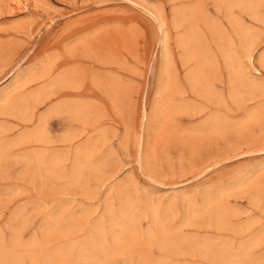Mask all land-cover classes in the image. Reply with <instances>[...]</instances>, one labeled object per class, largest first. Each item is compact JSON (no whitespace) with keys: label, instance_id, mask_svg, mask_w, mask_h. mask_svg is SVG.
<instances>
[{"label":"rangeland","instance_id":"obj_1","mask_svg":"<svg viewBox=\"0 0 264 264\" xmlns=\"http://www.w3.org/2000/svg\"><path fill=\"white\" fill-rule=\"evenodd\" d=\"M27 1L0 0V98L40 93L0 99V264H264V0Z\"/></svg>","mask_w":264,"mask_h":264},{"label":"bare ground","instance_id":"obj_2","mask_svg":"<svg viewBox=\"0 0 264 264\" xmlns=\"http://www.w3.org/2000/svg\"><path fill=\"white\" fill-rule=\"evenodd\" d=\"M25 1H27V0H14V3H16L17 4V6H19V7H22V6H25V7H27V3L25 2ZM28 2V1H27ZM250 4H251V2H250ZM146 12L151 16L152 15V17L154 18V19H156V21L159 23V28L161 29V31L163 32V38H162V42H163V51H165V53H166V55H165V60H166V64H168L169 62H170V60H169V58H168V50H169V35L166 33V30H165V28H164V26H165V18H164V16L161 14V13H159V14H156V13H154V12H152V11H148L147 9H146ZM257 12V11H256ZM179 17H180V15H178V19H179ZM248 33V32H247ZM191 35V34H190ZM194 36V35H193ZM241 36V35H240ZM189 38V37H188ZM187 37L184 39V40H182V42H183V46L186 48V53L184 54V56H183V60L185 61V62H187L188 60H189V58L191 57V54L189 53V50L191 49V51H192V47H189L188 46V43H189V41H191L190 39H188ZM198 38V37H197ZM196 38V39H197ZM243 39H244V37H243ZM193 42V41H192ZM204 43V42H203ZM200 44V43H199ZM241 44H242V41H241ZM190 45V44H189ZM200 46V45H199ZM200 48V47H199ZM250 50H252V49H250ZM226 53V52H225ZM207 54V53H206ZM236 54V53H235ZM233 56V55H232ZM203 57H205V56H203ZM202 57V58H203ZM226 57H227V55H226ZM225 57V58H226ZM234 58V57H233ZM237 58H239L240 59V57H237ZM246 58H248V60H249V62H250V64L251 65H253V62H254V57H253V54L251 53V51H248L247 53H246ZM204 59V58H203ZM215 60V59H214ZM235 60V59H234ZM263 60V59H262ZM201 61H202V59H201ZM200 61V62H201ZM232 61H233V59H232ZM214 62V61H213ZM216 62V61H215ZM214 62V63H215ZM241 62H242V59H241ZM242 63H240V65H241ZM237 65H239L238 63H237ZM239 65V66H240ZM205 67V66H204ZM241 67V66H240ZM204 70V69H203ZM203 70H201L199 67H198V69H196L195 68V70H193V71H191V72H189V79H191V80H193V81H195V82H197L198 81V79L200 78V80L204 77V71ZM198 73V74H197ZM247 73V72H246ZM25 75V74H24ZM202 77V78H201ZM246 77H248V76H246ZM241 78V77H240ZM197 81H196V80ZM204 79V78H203ZM21 80V79H20ZM200 80H199V82H200ZM18 81V80H17ZM23 81V80H22ZM210 82V81H209ZM18 83V82H17ZM202 83V82H201ZM235 83H237V82H235ZM252 83V82H251ZM245 84V83H244ZM19 85H22V83H21V81H20V84ZM209 85H211V84H209ZM246 85V84H245ZM255 85V88L257 87L258 88V86H259V84H254ZM17 87V86H16ZM170 87H171V84L169 83L168 84V86H166V84L163 86V89H165V88H168V89H170ZM15 87H13V89H14ZM18 88H19V86H18ZM12 90V89H11ZM253 90H255V89H253ZM10 91V90H9ZM8 91V92H9ZM40 91H41V89H40ZM256 91V90H255ZM7 93V92H6ZM10 93V92H9ZM38 93V92H37ZM43 92H41V94H42ZM8 94V93H7ZM40 94V93H39ZM39 94H32L31 96L33 97L32 99H34V98H38V96H39ZM206 94H208V93H206ZM10 96H12V95H6L4 98H0L3 102L2 103H4V106H6L7 107V109H9V110H11V111H13V112H19L22 116H25L26 118H29V116L31 115V110L32 109H30V98H31V96H30V98L28 97V98H23V99H21V101L20 100H17L18 101V103L19 104H17V103H12V102H15V101H12V99H11V97ZM42 96V95H41ZM39 100V99H38ZM1 105H3V104H0V106ZM1 108V107H0ZM157 108V107H156ZM163 107H161V109H162ZM146 110V109H145ZM144 110V111H145ZM7 111V110H6ZM157 111H159L158 109L155 111V112H157ZM9 112V111H8ZM75 112V111H74ZM145 114H146V112H145ZM144 114V115H145ZM152 114V113H151ZM144 117H146V115L144 116ZM149 117V116H148ZM151 117V116H150ZM149 117V118H150ZM33 118V117H32ZM30 121V120H29ZM31 121H32V119H31ZM38 127H40V126H38ZM41 132V131H40ZM39 131H38V134L37 133H34L33 134V132H32V134H28V135H24V136H22L18 141H20V142H25V141H27V140H29L30 138H35V139H39L40 138V135H39V133H40ZM32 138V139H33ZM8 143V146H9V142H6L5 143V145H2L3 143H1L0 144V156H1V154L2 155H4V154H6V153H4V151L5 152H9L10 151V147L8 148L7 146H6V144ZM14 143V142H13ZM16 144H18V142H15ZM14 143V144H15ZM15 144V145H16ZM13 146V145H12ZM11 146V147H12ZM5 147H7L8 149H9V151H7L6 149H5ZM263 150V149H262ZM7 156V155H6ZM5 157V156H4ZM1 158H3V157H1ZM51 161V160H50ZM46 162V161H45ZM49 161L47 160V163H48ZM81 163H79V165H80ZM74 170H75V168H74ZM73 170V171H74ZM74 175V174H73ZM209 204V203H208ZM210 204H211V202H210ZM211 206V205H210ZM262 233V232H261ZM257 239H259V237L257 238ZM257 239H255V240H257ZM254 244H255V242H254ZM253 244V245H254ZM252 245V246H253ZM251 246V247H252ZM250 247V248H251ZM210 249V248H209ZM204 250V249H203ZM211 251H212V249H211ZM244 253H246V251L244 252ZM219 254V253H218ZM221 256V255H220ZM243 257V256H242ZM245 257V256H244ZM243 257V258H244ZM221 258H223V257H221ZM232 258V257H231ZM238 258V257H237ZM246 258V257H245ZM224 259H225V257H224ZM235 259V258H234ZM239 259V258H238ZM57 261V260H56ZM59 264V263H58Z\"/></svg>","mask_w":264,"mask_h":264}]
</instances>
